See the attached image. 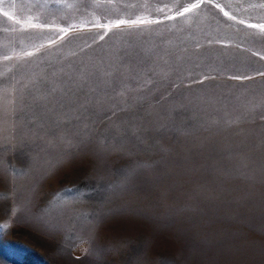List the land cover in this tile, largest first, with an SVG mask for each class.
I'll return each instance as SVG.
<instances>
[{
  "label": "rangeland",
  "instance_id": "obj_1",
  "mask_svg": "<svg viewBox=\"0 0 264 264\" xmlns=\"http://www.w3.org/2000/svg\"><path fill=\"white\" fill-rule=\"evenodd\" d=\"M261 25L264 0H0V264H264Z\"/></svg>",
  "mask_w": 264,
  "mask_h": 264
},
{
  "label": "snow or ice",
  "instance_id": "obj_2",
  "mask_svg": "<svg viewBox=\"0 0 264 264\" xmlns=\"http://www.w3.org/2000/svg\"><path fill=\"white\" fill-rule=\"evenodd\" d=\"M199 5L198 4H193L192 5V8H196L198 7ZM191 9L189 8H186L185 11H190ZM182 14V13H181ZM5 16L8 15V13H4ZM225 15H228L227 13H225ZM145 23V21L143 20H132V21H126V20H120L118 23H117V27H119L121 24H128L130 26H135V25H139V24H143ZM262 30H264V25H261L260 26Z\"/></svg>",
  "mask_w": 264,
  "mask_h": 264
}]
</instances>
